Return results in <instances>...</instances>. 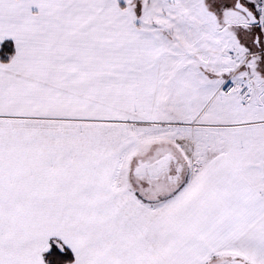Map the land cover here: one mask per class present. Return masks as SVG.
Returning <instances> with one entry per match:
<instances>
[{
	"label": "snow or ice",
	"instance_id": "1",
	"mask_svg": "<svg viewBox=\"0 0 264 264\" xmlns=\"http://www.w3.org/2000/svg\"><path fill=\"white\" fill-rule=\"evenodd\" d=\"M0 264H264V0H0Z\"/></svg>",
	"mask_w": 264,
	"mask_h": 264
}]
</instances>
